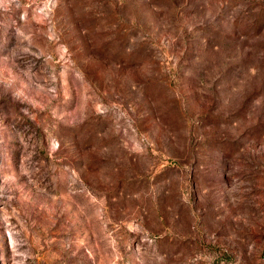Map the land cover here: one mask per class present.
Returning <instances> with one entry per match:
<instances>
[{
    "label": "rangeland",
    "instance_id": "obj_1",
    "mask_svg": "<svg viewBox=\"0 0 264 264\" xmlns=\"http://www.w3.org/2000/svg\"><path fill=\"white\" fill-rule=\"evenodd\" d=\"M0 264H264V0H0Z\"/></svg>",
    "mask_w": 264,
    "mask_h": 264
}]
</instances>
